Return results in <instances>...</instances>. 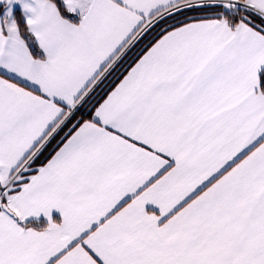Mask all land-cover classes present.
<instances>
[{"label": "snow or ice", "instance_id": "1", "mask_svg": "<svg viewBox=\"0 0 264 264\" xmlns=\"http://www.w3.org/2000/svg\"><path fill=\"white\" fill-rule=\"evenodd\" d=\"M0 264H264V0H0Z\"/></svg>", "mask_w": 264, "mask_h": 264}]
</instances>
